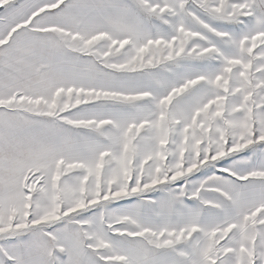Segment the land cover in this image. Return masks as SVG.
<instances>
[{
  "label": "snow or ice",
  "instance_id": "1",
  "mask_svg": "<svg viewBox=\"0 0 264 264\" xmlns=\"http://www.w3.org/2000/svg\"><path fill=\"white\" fill-rule=\"evenodd\" d=\"M0 264H264V0H0Z\"/></svg>",
  "mask_w": 264,
  "mask_h": 264
}]
</instances>
